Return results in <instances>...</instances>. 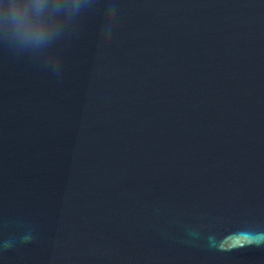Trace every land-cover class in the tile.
Instances as JSON below:
<instances>
[{
	"label": "water",
	"instance_id": "water-1",
	"mask_svg": "<svg viewBox=\"0 0 264 264\" xmlns=\"http://www.w3.org/2000/svg\"><path fill=\"white\" fill-rule=\"evenodd\" d=\"M0 0V264H264V0H61L41 46ZM29 20H34L30 13Z\"/></svg>",
	"mask_w": 264,
	"mask_h": 264
},
{
	"label": "clouds",
	"instance_id": "clouds-1",
	"mask_svg": "<svg viewBox=\"0 0 264 264\" xmlns=\"http://www.w3.org/2000/svg\"><path fill=\"white\" fill-rule=\"evenodd\" d=\"M63 5L61 0H30L23 10L14 9L12 20L15 29L11 38L23 45L41 46L47 43L54 32L47 30L46 17L50 13L59 12ZM35 16L34 20H29V14ZM238 240L257 245L264 243V233L242 232Z\"/></svg>",
	"mask_w": 264,
	"mask_h": 264
},
{
	"label": "snow or ice",
	"instance_id": "snow-or-ice-1",
	"mask_svg": "<svg viewBox=\"0 0 264 264\" xmlns=\"http://www.w3.org/2000/svg\"><path fill=\"white\" fill-rule=\"evenodd\" d=\"M235 243L239 244V243H241V241L240 240H237Z\"/></svg>",
	"mask_w": 264,
	"mask_h": 264
}]
</instances>
